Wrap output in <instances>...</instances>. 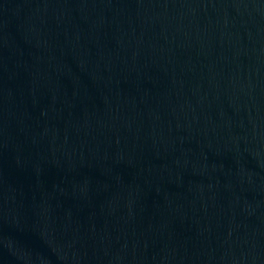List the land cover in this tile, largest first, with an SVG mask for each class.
Masks as SVG:
<instances>
[{
  "label": "water",
  "instance_id": "water-1",
  "mask_svg": "<svg viewBox=\"0 0 264 264\" xmlns=\"http://www.w3.org/2000/svg\"><path fill=\"white\" fill-rule=\"evenodd\" d=\"M0 264H264V0H0Z\"/></svg>",
  "mask_w": 264,
  "mask_h": 264
}]
</instances>
